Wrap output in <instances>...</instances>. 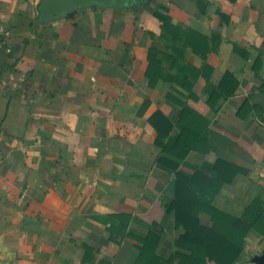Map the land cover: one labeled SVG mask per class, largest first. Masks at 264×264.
Here are the masks:
<instances>
[{"label": "crops", "instance_id": "crops-1", "mask_svg": "<svg viewBox=\"0 0 264 264\" xmlns=\"http://www.w3.org/2000/svg\"><path fill=\"white\" fill-rule=\"evenodd\" d=\"M42 1L0 0V264H151L139 249L155 226L156 255L170 260L184 231L168 210L177 176L159 162L158 110L173 136L201 138L188 165L233 166L219 193L194 187L201 201L264 220V0H152L184 27L183 73L153 86L150 33L161 35V24L142 5L36 27ZM207 64L215 84L229 75L235 91L213 109L203 99ZM189 68L202 99L183 88ZM263 250L253 229L242 264Z\"/></svg>", "mask_w": 264, "mask_h": 264}, {"label": "trees", "instance_id": "trees-1", "mask_svg": "<svg viewBox=\"0 0 264 264\" xmlns=\"http://www.w3.org/2000/svg\"><path fill=\"white\" fill-rule=\"evenodd\" d=\"M138 7L117 9V11H136ZM147 10L161 24V35L156 36L150 33L152 42L149 46V68L147 78L150 85L155 81L167 79L169 74L175 76L183 73V69L177 65L181 61L183 47L177 45L182 40V25H173L171 18L166 14L167 7L163 4H153ZM68 19V18H67ZM33 27V25H32ZM179 50V51H178ZM172 62L171 68L166 66ZM187 81L183 88L191 94L194 100L202 99L193 95L195 82L198 79L197 70L188 69ZM214 68L207 64L204 69V76L207 80L204 89L203 99L213 109L222 95L234 94L235 91H228L226 84L233 79L225 75L222 83L213 82ZM189 78V79H188ZM220 92L219 94H216ZM227 97V96H226ZM184 113L180 120L186 119ZM153 127L159 136L157 143L162 146L163 154L159 159L160 164L176 173L175 197L168 206L170 213L174 214L177 227L182 228V238L176 242L174 256L166 261L156 255V249L162 237V229L155 226L142 242L139 249L141 255L150 254L151 264H242V256L245 252V240L253 229L264 235L261 227L264 220L259 217L256 222L249 223L242 216L226 212L207 204L195 194L194 187L201 185L217 194L231 175L233 166L225 161H217L215 164L203 163L202 167H191L187 164V156L194 149L195 144L201 143L199 136L190 130L183 129L173 136L175 126L166 116L163 110H158L152 116ZM168 128V129H167ZM174 137V138H173ZM183 166L192 168L186 171ZM204 210L212 218V225H203L198 213Z\"/></svg>", "mask_w": 264, "mask_h": 264}, {"label": "water", "instance_id": "water-1", "mask_svg": "<svg viewBox=\"0 0 264 264\" xmlns=\"http://www.w3.org/2000/svg\"><path fill=\"white\" fill-rule=\"evenodd\" d=\"M152 0H43L38 8V18L35 26L57 21L62 18H75L77 14L91 8L123 9L142 5L148 7ZM255 264H264V250L252 260Z\"/></svg>", "mask_w": 264, "mask_h": 264}, {"label": "rangeland", "instance_id": "rangeland-1", "mask_svg": "<svg viewBox=\"0 0 264 264\" xmlns=\"http://www.w3.org/2000/svg\"><path fill=\"white\" fill-rule=\"evenodd\" d=\"M38 8H39V6H38ZM38 15H39V13H38Z\"/></svg>", "mask_w": 264, "mask_h": 264}, {"label": "flooded vegetation", "instance_id": "flooded-vegetation-1", "mask_svg": "<svg viewBox=\"0 0 264 264\" xmlns=\"http://www.w3.org/2000/svg\"><path fill=\"white\" fill-rule=\"evenodd\" d=\"M137 6V5H136ZM136 6H134V7H136Z\"/></svg>", "mask_w": 264, "mask_h": 264}]
</instances>
